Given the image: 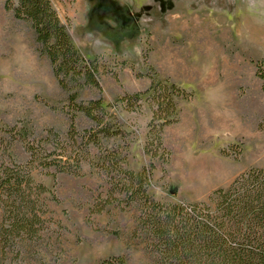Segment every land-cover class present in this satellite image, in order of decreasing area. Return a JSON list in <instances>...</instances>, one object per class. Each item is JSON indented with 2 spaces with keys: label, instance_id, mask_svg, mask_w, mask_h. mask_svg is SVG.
Returning a JSON list of instances; mask_svg holds the SVG:
<instances>
[{
  "label": "rangeland",
  "instance_id": "1",
  "mask_svg": "<svg viewBox=\"0 0 264 264\" xmlns=\"http://www.w3.org/2000/svg\"><path fill=\"white\" fill-rule=\"evenodd\" d=\"M4 2L0 0V157L24 163L28 154L22 139H35V146L43 140L45 150L58 154L61 146L54 144L50 129L67 154L74 155L78 144L66 139L68 95L39 55L30 25L16 20ZM67 2L77 13L64 20L68 35L84 58L98 59L102 89L99 94L85 87L77 101L101 97L105 106L116 105L110 111L126 137L102 139V147L125 157L123 169L150 172V197L161 203L206 202L240 174L264 168V92L255 76V64L264 61V0ZM153 73L192 94L177 101L178 122L162 132L167 162L145 154V144L153 140L145 97L137 111L125 110L118 102L125 94L145 91L150 85L147 75ZM209 109L205 120L217 121L219 128L212 140L199 133L200 111ZM91 127L90 120L76 113L78 133ZM102 156L90 147L78 176L56 173L53 167L33 171L34 181L50 190L45 195L46 224L42 238L26 248L19 264H106L118 258H124V264H155L138 237L140 211L112 191L110 178L97 167ZM217 175H224L219 183L214 181ZM15 255L9 253L5 263L0 255V264H15Z\"/></svg>",
  "mask_w": 264,
  "mask_h": 264
},
{
  "label": "trees",
  "instance_id": "2",
  "mask_svg": "<svg viewBox=\"0 0 264 264\" xmlns=\"http://www.w3.org/2000/svg\"><path fill=\"white\" fill-rule=\"evenodd\" d=\"M4 8L16 20L30 25L39 55L49 62L58 86L68 95L71 112L67 114L66 139L78 144L74 155L67 154L58 134L50 129L54 144L61 146L58 154L45 150L43 140L35 146V139H22L28 154L24 163L0 157V255L4 263L11 252H16L15 264L20 263V258L24 261L26 248L42 238L47 214L45 195L50 190L34 181L33 171L53 167L56 173L78 176L81 163L89 157V148L95 147L103 154L97 167L110 178L112 191H118L128 204L135 203L139 209L138 237L153 255L155 264H264V168L240 174L227 188L213 191L206 202L154 200L146 192L150 172L143 168L134 174L123 169L120 163L125 157L120 158L115 149L102 147V139L126 137L119 119L110 111L116 105L105 106L101 97L77 101L79 91L85 87L101 94L98 59L82 56L49 0H5ZM255 76L264 92V61L255 64ZM147 77L150 85L145 91L125 94L118 102L125 110L137 111L145 97L152 113L148 133L153 137L145 144V154L151 160L167 162L169 153L163 146L162 132L178 122L177 101L187 100L192 94L168 80L157 79L155 73ZM76 113H82L93 127L78 133ZM13 130L15 127L10 129ZM112 173H116L117 180ZM105 263L124 264L125 259Z\"/></svg>",
  "mask_w": 264,
  "mask_h": 264
},
{
  "label": "crops",
  "instance_id": "3",
  "mask_svg": "<svg viewBox=\"0 0 264 264\" xmlns=\"http://www.w3.org/2000/svg\"><path fill=\"white\" fill-rule=\"evenodd\" d=\"M49 1L51 2V5H52L53 9L56 11V13L58 15V18L60 19V21L63 24H65L64 23L65 18L74 19L77 16L76 9L72 8L69 5V3L67 2V0H49ZM118 11H119V8H118ZM120 11H121V9H120ZM122 15L123 14L120 13V17H118V21L119 22H121L123 20V16ZM113 16H114L113 19L116 21V14L113 15ZM115 21H114L113 24H115ZM84 27H82V28H84ZM71 41L76 46V48L78 50H80V47L77 44H75V42L72 40V38H71ZM82 52L84 53V50ZM86 55H88V54H86ZM209 111H210V109L206 110V111H204V110L200 111V114L203 116L202 117L203 118V120H202L203 122H200L199 126H201L200 127L201 129H200L199 133L201 132V136L202 137H204V138L209 137L212 140V138L215 137V134H216L217 130H219V128H217L218 127V124L216 123L217 121H215L214 124H213V123H209L208 121L205 120L207 114L209 113ZM197 125L195 124V128H197ZM202 125H203V127H202ZM189 164H192V163H189ZM205 170H208L209 172H211L210 169H205ZM223 178H224V175H217L216 179L214 181L216 183H219L218 180L219 179L223 180Z\"/></svg>",
  "mask_w": 264,
  "mask_h": 264
}]
</instances>
